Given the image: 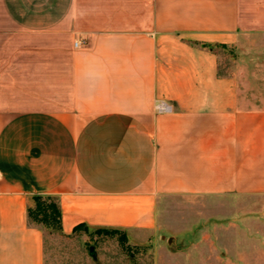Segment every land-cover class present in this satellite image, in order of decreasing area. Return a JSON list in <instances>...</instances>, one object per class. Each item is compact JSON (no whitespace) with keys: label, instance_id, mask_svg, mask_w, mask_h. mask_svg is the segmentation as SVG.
Instances as JSON below:
<instances>
[{"label":"crops","instance_id":"0c3cea01","mask_svg":"<svg viewBox=\"0 0 264 264\" xmlns=\"http://www.w3.org/2000/svg\"><path fill=\"white\" fill-rule=\"evenodd\" d=\"M242 37L264 0H0V264H46L34 196L139 238L164 196L264 195V96L213 48Z\"/></svg>","mask_w":264,"mask_h":264},{"label":"rangeland","instance_id":"374dc122","mask_svg":"<svg viewBox=\"0 0 264 264\" xmlns=\"http://www.w3.org/2000/svg\"><path fill=\"white\" fill-rule=\"evenodd\" d=\"M213 48L219 74L235 78L241 96H264V39L242 37L235 45ZM39 226L46 264H264L262 194L164 196L157 229L139 238L86 227L66 236Z\"/></svg>","mask_w":264,"mask_h":264},{"label":"trees","instance_id":"16d2710c","mask_svg":"<svg viewBox=\"0 0 264 264\" xmlns=\"http://www.w3.org/2000/svg\"><path fill=\"white\" fill-rule=\"evenodd\" d=\"M32 202L34 205L28 208V220L30 224L36 226L43 224L46 227L54 228L61 231L62 213L60 210L59 202L55 198L43 196H34L32 198ZM78 228H76V230ZM98 230L112 231L113 233L120 231L116 229Z\"/></svg>","mask_w":264,"mask_h":264},{"label":"built area","instance_id":"2783aa9c","mask_svg":"<svg viewBox=\"0 0 264 264\" xmlns=\"http://www.w3.org/2000/svg\"><path fill=\"white\" fill-rule=\"evenodd\" d=\"M76 45H77V43H76ZM156 109L158 110V111H168V110H170V108L168 107V106H166V104H164V103H158L157 105H156Z\"/></svg>","mask_w":264,"mask_h":264}]
</instances>
